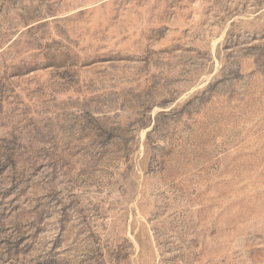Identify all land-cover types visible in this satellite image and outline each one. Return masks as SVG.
<instances>
[{"label": "rangeland", "instance_id": "1", "mask_svg": "<svg viewBox=\"0 0 264 264\" xmlns=\"http://www.w3.org/2000/svg\"><path fill=\"white\" fill-rule=\"evenodd\" d=\"M0 264H264V0H0Z\"/></svg>", "mask_w": 264, "mask_h": 264}]
</instances>
